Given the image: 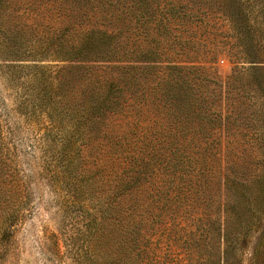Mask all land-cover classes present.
Returning a JSON list of instances; mask_svg holds the SVG:
<instances>
[{"label": "rangeland", "instance_id": "obj_1", "mask_svg": "<svg viewBox=\"0 0 264 264\" xmlns=\"http://www.w3.org/2000/svg\"><path fill=\"white\" fill-rule=\"evenodd\" d=\"M135 1L124 0L128 23L126 115L109 121L111 129L138 135L183 130L186 122L176 124L159 100L160 87L173 83L171 68L175 64L186 68L183 73L191 78L200 99L213 103L210 117L197 118L193 126L209 128L220 122L219 113L226 124L224 131L210 130L212 136L196 132L178 143L196 152L206 147L221 151L217 156L210 151L194 154L207 158L210 175L196 178L190 191L184 187L178 202L170 200L165 206L166 200H158L150 182L128 196L129 224L141 231L136 241H130L128 262L213 264L209 261L212 255V261L220 264H264V208L255 213L253 224L226 256L223 245L218 251L212 248L213 233L206 223L219 215L222 220L232 216L230 209H219L232 198L219 182L221 174H231L230 165L245 171L249 181L264 172L261 7L257 0H148L160 4L158 19L171 16L167 9L172 4L180 5L177 21L184 25L179 26L177 38H159L154 56L162 62L141 64L147 68L136 76ZM230 1H236L244 20L227 17ZM166 4L169 7L163 8ZM4 24L9 32L20 31L29 45V2L8 3ZM149 40L142 37L140 41L146 51L151 48ZM25 47L19 51L8 45L0 31V196L8 198L10 216L0 238V264H82L88 249L85 232L99 214L102 193L106 195L111 185L113 162L108 148L101 146L105 140L97 141L89 132L82 137L83 118L77 106L92 94L95 77L117 75V71L36 59L41 53L34 55ZM191 138L194 142L189 143ZM163 184L160 176L155 187ZM200 216L203 222L194 223ZM258 247L262 253L256 263Z\"/></svg>", "mask_w": 264, "mask_h": 264}, {"label": "trees", "instance_id": "obj_2", "mask_svg": "<svg viewBox=\"0 0 264 264\" xmlns=\"http://www.w3.org/2000/svg\"><path fill=\"white\" fill-rule=\"evenodd\" d=\"M11 1L0 0V31L8 45L19 51L26 45L30 53H41L39 57L34 56L40 60L73 63L78 68L105 66L106 70L117 71V75L102 74L95 77L91 83L92 94L87 101L78 102L77 106L83 118L80 122L82 137L85 138L83 134L89 132L95 140H105L101 146L108 148L109 161L113 162L111 185L106 195L102 193L99 214L91 220L85 232L88 249L82 264H129L130 241H136L141 231L138 226L132 229L129 224V208L126 206L128 196L150 182V188L156 191L158 200H166L167 206L170 200L179 201L184 187L187 186L188 191L193 189L196 178L209 176L211 166L207 165V158L195 157L194 154L203 155L210 151L217 156L221 151L206 147L196 152L177 145L180 141H187L192 133L212 136L210 130L214 128L224 131L226 123L222 114L217 115L220 122L213 126L211 124L209 128L202 126L197 130L193 126L197 118L210 117L213 103L200 99L191 78L183 73L186 68L175 64L171 68L173 83L168 82L160 87L159 100L164 108L169 109L167 114L175 119L176 124L186 122L182 124L183 130L151 135H138L129 131L115 133L109 121L126 115L125 62L128 59V43L125 33L128 23L124 0H27L32 9L29 45L25 44L20 31L13 33L5 30L4 10ZM257 1L264 14V0ZM235 2H228L227 17L234 21L244 20L246 16L235 7ZM166 7H169L168 4L163 6ZM159 9L160 4L155 5L148 0H136L134 3L135 21L132 28L136 35L133 51L136 76L141 69L147 68L141 64L162 62L155 60L157 58L154 56L157 55L159 38H177L179 26L184 25L180 20L177 21L182 9L180 5L172 4L167 9L171 16L158 19ZM142 37L147 40L150 38L151 48L148 51L140 43ZM231 116L233 112L226 119ZM191 142H194V138H191ZM229 168L231 174H221L219 182L231 192L232 198L220 204L219 209L224 212L230 209L232 216L222 220L219 215L212 222H206L213 233L212 248L218 251L223 245L225 256L229 250L236 248L246 227L253 224L255 213L264 208V172L256 174L255 179L249 181L246 172L236 165H230ZM101 173L102 170L98 171V174ZM160 176H163L165 184L155 187ZM195 192L198 194V189ZM7 200L0 196V238L6 231L10 217L6 209ZM194 219V223L203 222V216ZM200 236L203 237V234ZM101 249H104L103 252ZM261 253L258 247L256 263ZM213 258L211 255V263L220 264L218 260L212 261Z\"/></svg>", "mask_w": 264, "mask_h": 264}]
</instances>
